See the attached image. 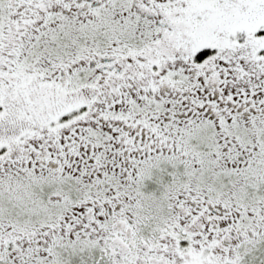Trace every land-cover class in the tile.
I'll list each match as a JSON object with an SVG mask.
<instances>
[{
  "label": "flooded vegetation",
  "instance_id": "flooded-vegetation-1",
  "mask_svg": "<svg viewBox=\"0 0 264 264\" xmlns=\"http://www.w3.org/2000/svg\"><path fill=\"white\" fill-rule=\"evenodd\" d=\"M175 4L0 0V264H264L262 6Z\"/></svg>",
  "mask_w": 264,
  "mask_h": 264
},
{
  "label": "rangeland",
  "instance_id": "rangeland-1",
  "mask_svg": "<svg viewBox=\"0 0 264 264\" xmlns=\"http://www.w3.org/2000/svg\"><path fill=\"white\" fill-rule=\"evenodd\" d=\"M175 6L181 7L185 10L189 17L204 16L212 17L216 14L217 17L222 16L223 11L227 7H232L235 10L241 11L244 8L253 3H257L258 6H262V13L259 14L261 23H264V0H174ZM194 10V11H193ZM213 34L216 39L208 41L207 43L212 46H208L207 50L210 52L209 58H213L212 68L220 63L221 67L234 69L239 68V71L235 74L245 75L248 71L254 69H264V28H260L256 31L249 33H222L219 28L213 29ZM229 40L228 45H224L221 50V44L224 41ZM228 60V63L223 62L222 59ZM221 59V60H220ZM220 60V61H218ZM253 72H257L254 70ZM2 124H0V134L2 130ZM2 201H0L1 207Z\"/></svg>",
  "mask_w": 264,
  "mask_h": 264
}]
</instances>
